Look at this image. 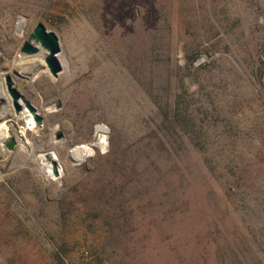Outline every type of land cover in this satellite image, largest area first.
I'll return each mask as SVG.
<instances>
[{
  "label": "rangeland",
  "instance_id": "obj_1",
  "mask_svg": "<svg viewBox=\"0 0 264 264\" xmlns=\"http://www.w3.org/2000/svg\"><path fill=\"white\" fill-rule=\"evenodd\" d=\"M38 23L58 78L21 54ZM263 52L264 0H0V76L44 118L7 123L34 147L1 144L0 264H264ZM173 187L224 236L173 257Z\"/></svg>",
  "mask_w": 264,
  "mask_h": 264
},
{
  "label": "trees",
  "instance_id": "obj_2",
  "mask_svg": "<svg viewBox=\"0 0 264 264\" xmlns=\"http://www.w3.org/2000/svg\"><path fill=\"white\" fill-rule=\"evenodd\" d=\"M178 187H180V185ZM179 189L180 188L173 187L171 190L168 191L169 197L168 198L166 197L168 209L166 212L162 214L160 221L161 225H165V226H167V224L170 225L172 231L175 232L176 244L174 243V247H173V241H172V245L170 249L171 254L175 252V256L178 255L179 253L176 251L186 250L188 252L191 249H193V246L195 245V242L198 241L200 234H207L206 237H214V238L218 236H224L222 231V221H224L225 216L224 215L219 216L220 213L213 216L212 211L214 212V209L216 208H214V206L212 205L210 206L206 205L205 203L199 204L200 206L195 205V208L193 209L188 204L183 206V203H185L186 200H185V196L183 195L182 192L179 191ZM211 197L218 199V195L215 192H212ZM217 211L218 210L216 209L214 213H217ZM192 219H194V221ZM217 223L219 224L217 225ZM239 234L240 233H238V235ZM236 235H237V230L235 228V231L232 233V236L237 237ZM187 237L188 239L186 240ZM171 238L173 240V235ZM192 244L193 246L188 250L187 248H189L190 245ZM165 253L166 255H168V258L166 259H169L170 257L169 251L167 252L163 251L162 256H164ZM173 257H174V253H173ZM175 261L177 264H184L187 260L184 261L183 258L177 260L175 258Z\"/></svg>",
  "mask_w": 264,
  "mask_h": 264
},
{
  "label": "water",
  "instance_id": "obj_3",
  "mask_svg": "<svg viewBox=\"0 0 264 264\" xmlns=\"http://www.w3.org/2000/svg\"><path fill=\"white\" fill-rule=\"evenodd\" d=\"M24 19L20 18V21ZM25 24V23H24ZM20 25V22L18 26ZM24 27V25H23ZM34 42V44L32 43ZM39 47L47 51V56L45 58V63L49 69L50 74L54 78H58L59 75L63 71V65L59 59V54L61 53V46L57 35L54 32L49 31L43 23H38L34 28L33 32L29 37V41L25 42L23 47L21 48L22 55L34 56L39 53ZM14 73L15 70L13 71ZM5 84L7 87V93L11 98V104L13 107V113H7L4 117L0 116V122L5 120L7 123H11V127L13 126V120L23 114L25 110L29 111L35 119V122L38 126L43 124L44 118L38 112V109L31 104L30 102L24 99V96L18 91L15 87L14 80L11 75H5ZM0 100L3 101L7 107L9 105V101L5 98V96H0ZM24 104V106H23ZM4 107V108H5ZM24 123H25V119ZM22 128L24 126H21ZM19 129L16 127L15 132L20 136ZM61 137V136H59ZM22 138V137H20ZM19 140L18 137H10L8 142H6V148L13 152L18 146ZM47 159H50L53 165L54 174L57 177H60L59 167H61L59 161L57 159H51V152L45 153Z\"/></svg>",
  "mask_w": 264,
  "mask_h": 264
},
{
  "label": "bare ground",
  "instance_id": "obj_4",
  "mask_svg": "<svg viewBox=\"0 0 264 264\" xmlns=\"http://www.w3.org/2000/svg\"><path fill=\"white\" fill-rule=\"evenodd\" d=\"M24 25V24H23ZM23 25H21V21H20V25L18 26L19 28H23ZM46 56H47V51L46 50H44V49H42L41 47H39V53L34 57V62H35V64L34 65H38L39 66V68H40V72L37 74V75H40V74H45V75H49V71H48V69L44 66V63H45V58H46ZM25 61V58H23V57H20L19 56V58L16 60V63L18 64V63H22V62H24ZM18 66V65H17ZM20 68V67H19ZM23 68V67H22ZM22 68H20V69H22ZM29 70H30V68H27L26 69V67H25V70H23V72L24 73H28L29 74ZM39 71V70H38ZM35 72V71H34ZM37 72V71H36ZM17 73V72H16ZM18 74H19V72H18ZM17 74V75H18ZM35 74V75H36ZM30 76V75H29ZM28 77V76H27ZM34 77V76H33ZM39 77V76H38ZM36 79V78H35ZM34 80V79H33ZM4 78H2V76H0V96H5V98L9 101V105L7 106V107H5L4 109H2L1 111H3V113L2 114H0V116L1 117H4L7 113H13L14 111H13V108H12V104H11V101L9 100V97H8V93H7V90L5 89V87H4ZM22 115V114H21ZM19 117V116H18ZM17 118V117H16ZM24 119V118H23ZM11 137V135H10V132L8 131V129H7V122H5V120H2L1 122H0V155H3L4 154V147H6V143H4V147L1 145L2 143H3V141L6 139H9ZM21 137V135L18 137V140H19V142L20 143H22V148H23V150H25V151H28V148L29 147H31V148H33L34 146H33V144L31 143V142H26L23 138H20ZM45 154V153H44ZM31 155V157H33V159L34 160H37L38 159V156H37V154H35V153H32V154H30ZM75 155H76V153H75ZM6 158H9V154L8 155H6ZM45 158L47 159V157H46V155H45ZM51 159H55V158H53V155H52V153H51ZM47 160H49L50 162H51V160L50 159H47ZM51 164H52V162H51ZM52 170H53V165H52ZM45 172H47L46 170H45ZM53 174H54V170H53ZM59 174H60V172H59ZM55 175V174H54ZM61 176V175H60ZM55 177H57L56 175H55Z\"/></svg>",
  "mask_w": 264,
  "mask_h": 264
},
{
  "label": "built area",
  "instance_id": "obj_5",
  "mask_svg": "<svg viewBox=\"0 0 264 264\" xmlns=\"http://www.w3.org/2000/svg\"><path fill=\"white\" fill-rule=\"evenodd\" d=\"M261 60L264 62V52L261 54ZM202 63H204V60H202Z\"/></svg>",
  "mask_w": 264,
  "mask_h": 264
}]
</instances>
